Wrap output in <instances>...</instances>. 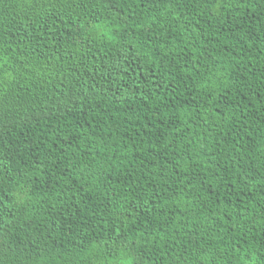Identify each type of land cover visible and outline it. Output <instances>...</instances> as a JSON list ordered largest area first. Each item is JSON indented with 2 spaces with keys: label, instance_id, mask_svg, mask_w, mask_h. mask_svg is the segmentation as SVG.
I'll use <instances>...</instances> for the list:
<instances>
[{
  "label": "trees",
  "instance_id": "16d2710c",
  "mask_svg": "<svg viewBox=\"0 0 264 264\" xmlns=\"http://www.w3.org/2000/svg\"><path fill=\"white\" fill-rule=\"evenodd\" d=\"M0 264H264V0H0Z\"/></svg>",
  "mask_w": 264,
  "mask_h": 264
}]
</instances>
